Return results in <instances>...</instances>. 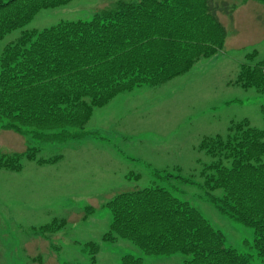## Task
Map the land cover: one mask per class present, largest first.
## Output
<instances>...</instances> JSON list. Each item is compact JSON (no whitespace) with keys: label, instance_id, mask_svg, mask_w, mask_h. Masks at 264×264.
<instances>
[{"label":"trees","instance_id":"obj_1","mask_svg":"<svg viewBox=\"0 0 264 264\" xmlns=\"http://www.w3.org/2000/svg\"><path fill=\"white\" fill-rule=\"evenodd\" d=\"M71 1L0 0L3 129L45 142L82 138L95 108L137 85L163 84L221 50L227 28L218 12L233 10L217 0L121 1L92 19L25 30L16 41L1 44L40 10ZM257 57L256 51L246 56L238 82L264 93V58ZM261 109L264 118V105ZM201 148L211 156L200 171L201 182L162 171L154 185L116 194L107 202L112 222L103 238L128 239L144 255L191 254L182 264H264V127L255 128L246 118L232 121L225 134L205 138ZM28 151V159L36 157L35 148ZM6 156L0 150V167H21L11 164L17 155ZM171 177L198 184L220 213L252 228L255 253L228 245L192 202L172 191L166 182ZM141 263L133 255L123 259V264Z\"/></svg>","mask_w":264,"mask_h":264},{"label":"rangeland","instance_id":"obj_2","mask_svg":"<svg viewBox=\"0 0 264 264\" xmlns=\"http://www.w3.org/2000/svg\"><path fill=\"white\" fill-rule=\"evenodd\" d=\"M121 1L137 0H72L42 9L1 44L25 30L92 19ZM217 1L233 9L231 15L218 12L227 28L223 48L163 84L137 85L95 108L82 138L45 142L0 123V150L6 158L18 156L11 164L21 163L0 167V264H123L127 255L141 257V264H182L192 258L182 252L144 255L128 239L103 237L112 222L107 202L116 194L154 185L162 171L201 182L200 171L211 161L201 148L205 138L225 134L232 121L245 118L264 127V93L238 82L249 53L264 58V2ZM30 148L37 152L32 159L25 156ZM170 179L172 191L192 202L228 245L255 253L252 228L220 213L198 184Z\"/></svg>","mask_w":264,"mask_h":264}]
</instances>
